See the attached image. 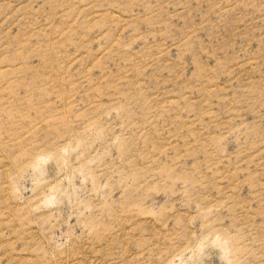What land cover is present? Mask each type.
<instances>
[{
  "label": "rangeland",
  "instance_id": "374dc122",
  "mask_svg": "<svg viewBox=\"0 0 264 264\" xmlns=\"http://www.w3.org/2000/svg\"><path fill=\"white\" fill-rule=\"evenodd\" d=\"M0 264H264V0H0Z\"/></svg>",
  "mask_w": 264,
  "mask_h": 264
}]
</instances>
